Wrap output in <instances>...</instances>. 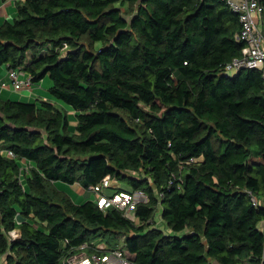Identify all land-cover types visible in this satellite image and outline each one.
Here are the masks:
<instances>
[{"label":"trees","instance_id":"16d2710c","mask_svg":"<svg viewBox=\"0 0 264 264\" xmlns=\"http://www.w3.org/2000/svg\"><path fill=\"white\" fill-rule=\"evenodd\" d=\"M15 1L0 66L49 76L64 107L0 98V264H62L95 241L136 264H264V77L225 74L245 47L229 0ZM109 178L149 195L137 223L55 185ZM160 202L171 234L152 227Z\"/></svg>","mask_w":264,"mask_h":264},{"label":"built area","instance_id":"2783aa9c","mask_svg":"<svg viewBox=\"0 0 264 264\" xmlns=\"http://www.w3.org/2000/svg\"><path fill=\"white\" fill-rule=\"evenodd\" d=\"M232 10L239 15L242 25L241 32L237 34L238 41L243 42L245 47L242 56L235 58L225 68V74L229 77L236 76L239 72L247 69L261 71L264 77V31L259 26L258 17L264 21V8L261 7L257 0H229ZM8 76L12 87L15 91L31 89L33 83L31 78L23 71V69L8 70ZM2 155L8 158H15V154L11 150H2ZM202 161V158H192L183 164L192 165ZM31 163L27 160L21 162L20 173L22 182L25 176L30 173ZM117 179H105L100 184L90 187L89 191L94 196V200L99 209L105 213L110 210H117L127 219L136 222V211L140 204H148L149 195L144 190H133L128 186L121 184ZM173 180L170 181V185ZM120 185L115 189V193L110 194L108 191ZM163 198V195H160ZM255 206L259 205L256 198H253ZM157 211L160 210L162 202L158 204ZM161 212V210H160ZM134 216H131V214ZM162 219V218H161ZM161 223H164L163 220ZM21 222L17 221V226H21ZM159 223L154 219L152 227L158 229ZM264 232V227L262 228ZM9 241L12 243L20 238V229H14L8 232ZM68 240L63 241V246H68ZM124 245V244H123ZM123 245L119 244L116 248L109 247L105 241H95L93 243H84L80 247L74 248L72 254L67 256L62 264H136L134 260L126 257L123 252Z\"/></svg>","mask_w":264,"mask_h":264},{"label":"crops","instance_id":"0c3cea01","mask_svg":"<svg viewBox=\"0 0 264 264\" xmlns=\"http://www.w3.org/2000/svg\"><path fill=\"white\" fill-rule=\"evenodd\" d=\"M240 1V0H233ZM17 14L16 1L0 0V25L5 22H12ZM260 28L264 31V21L261 17L257 18ZM52 87V82L50 79H44L37 85H33L31 89H24L21 91H15L11 85L8 69L5 66H0V98L4 100L22 101L26 103H37L39 101H48L56 104L59 107H64L60 102L50 99L49 90ZM70 110V109H69ZM72 126H76L75 113L70 110ZM59 190H62L70 195L76 204H82L87 200L94 199V196L86 191L80 184L66 185L61 182L55 183ZM264 227V221L260 224V228Z\"/></svg>","mask_w":264,"mask_h":264},{"label":"rangeland","instance_id":"374dc122","mask_svg":"<svg viewBox=\"0 0 264 264\" xmlns=\"http://www.w3.org/2000/svg\"><path fill=\"white\" fill-rule=\"evenodd\" d=\"M99 46L97 45L96 49L98 48ZM45 79H50L49 76H47ZM121 185V184H120ZM120 185H116L114 188L110 189L108 192L110 194H113L115 193V189L118 188ZM92 194V193H91ZM163 207L161 205V208L160 210H162ZM160 210L157 211L156 213V216H155V220L157 223H159V226L157 227L159 230H162L164 231L165 233L167 234H171V231L169 230V228L165 225V223H161L162 222V219H161V214H160ZM131 216H134V214L132 213ZM136 222H137V219H136Z\"/></svg>","mask_w":264,"mask_h":264},{"label":"water","instance_id":"95a60500","mask_svg":"<svg viewBox=\"0 0 264 264\" xmlns=\"http://www.w3.org/2000/svg\"><path fill=\"white\" fill-rule=\"evenodd\" d=\"M242 72V71H241ZM241 72H239L237 75H240L241 74Z\"/></svg>","mask_w":264,"mask_h":264}]
</instances>
